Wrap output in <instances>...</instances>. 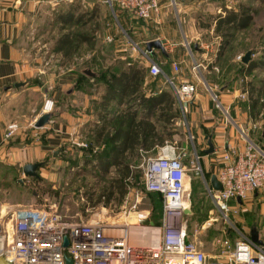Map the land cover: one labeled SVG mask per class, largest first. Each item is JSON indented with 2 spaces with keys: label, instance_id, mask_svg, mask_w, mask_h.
<instances>
[{
  "label": "rangeland",
  "instance_id": "374dc122",
  "mask_svg": "<svg viewBox=\"0 0 264 264\" xmlns=\"http://www.w3.org/2000/svg\"><path fill=\"white\" fill-rule=\"evenodd\" d=\"M170 2L172 7L175 3L173 0ZM70 3L77 5L78 12H85V16L96 7L97 15L95 18L78 25H63L56 18L55 13L67 8ZM255 3L259 6L256 20L250 28L238 31L234 36L232 47L228 48L222 56H218L220 37L211 27L213 14L205 13L197 18L201 25L206 26L201 29L198 36L193 38L191 35L187 36L185 29L182 28L183 23L180 20V15L175 14V9H172V16L175 20L178 17V21L181 23L180 27L176 25L173 30L175 36H172L180 42L176 46L182 48L183 54V60L177 61L179 70L176 74L199 80L204 91H210V99L220 105L216 108L220 111L221 109L224 110L222 111L223 116L228 118L229 124L232 116H236L233 105L238 104L245 111L249 109L253 117H256L260 110L258 107L250 109L251 100L258 96L259 104L264 105V2L256 0ZM27 20L25 47L30 55L40 56L41 64L45 69L55 66L58 73L61 72L62 74L74 70L78 77L75 86H77L78 91L84 92L87 90L95 92L100 85H103V83H96L94 79L82 74L84 68L91 67L102 72L107 68L117 70L129 62L143 65V62L149 60L148 56H153V50H156L157 54H162L159 46L153 45L151 49H148V42L144 40L160 39L163 44V40L166 41L169 38L160 36V32L155 28H150L147 34L140 37L142 34L140 35L139 31L135 32L137 29H134L133 25L139 24L141 26L143 24L140 22L142 18L124 11L116 4H112L111 0H43L29 14ZM66 31L86 32L91 34L92 39L91 41L80 42L77 50L69 58H65L63 53L57 52L53 48L58 36ZM186 38L187 41L182 43ZM249 49L252 50L251 60L263 62V66H258L250 73L247 70V63L243 61V55ZM207 50V58L203 60L200 55L202 52L206 53ZM134 55L136 59L133 60ZM202 61L205 64L201 65L205 70V77L202 76L203 72H200L198 67H194L195 64ZM164 67L168 70L166 65ZM148 68L150 69V62ZM160 75L164 76V73L153 76ZM32 80L41 85L45 84V87L27 96L36 102L37 106L42 105L41 109H43L47 96L53 97L55 100L52 112L55 109L58 111L61 105L64 106V103L71 96L66 92H63L59 98L52 96L54 94L52 91L56 89L55 84L46 77H35ZM167 82L169 83L168 80ZM79 86L82 89H79ZM245 90L249 92L243 97L241 93ZM222 91L229 94L228 97L232 99V106H223L220 99ZM93 100L96 103L95 114L99 110L100 103H98V98ZM56 105H58L57 108ZM29 111L27 109V112ZM36 126L38 125H35L33 121L26 126L20 124L16 134L22 132L23 136L25 135L24 143L27 144L32 141L31 132L37 129ZM39 128L45 127L41 125ZM181 130L182 132L177 133L174 144L179 151L186 152L185 164L190 168L194 152L200 153L206 141L197 140L195 132L189 134L185 123ZM263 130L264 125L257 130L256 136L257 141L264 148ZM96 132L94 127H79L81 136L70 141L66 145L65 151L63 150L57 155L49 152L48 155L37 157L33 163H41L37 169L38 176L26 175L24 163L15 158L13 154H0V214L2 204L13 206L15 209L34 208L48 213H56L67 221L100 223L105 225V230H109L127 226L121 224L124 223L121 221L122 216L130 215L134 211H142L141 214L143 215L147 213L143 210H148L149 218L147 220H143L139 224V217L136 222L129 223L137 224L138 222L139 229L142 231V228L149 229V221H153L155 225L150 229H157L159 236H161V225L165 214L164 201L157 193L146 190L143 179L144 166L141 164L138 168L140 171L136 172L137 177L125 180L127 184L125 195L122 196L120 191L116 189L111 198L107 186L111 184L113 178H118L119 174L115 167H112L108 174H104L102 169L96 166L98 162L96 155L100 151L99 148L103 146L96 143ZM45 135L46 132H43L42 136ZM251 136L254 137L252 130ZM187 183L189 187L185 185L186 190L190 193L189 199L186 201L188 203L187 211L191 208L193 210L200 208L202 214L189 216V212H184L171 215L176 217L180 224L187 225L190 239L205 251L214 249L216 247L215 241L220 236L227 235L233 242L241 239L239 232L242 229L240 208L231 212L230 220L226 222V219L222 217L209 197L204 184L197 180L194 186L191 170L187 172ZM117 185L118 183L115 187ZM17 200L23 201V204H15L14 202ZM212 218H216L218 221L214 222ZM1 220L2 226L6 224L5 221H8V217L1 218ZM11 225L12 223H9L8 227ZM229 230H231L230 234ZM105 234L107 237H115L109 233ZM147 235L150 237L149 234Z\"/></svg>",
  "mask_w": 264,
  "mask_h": 264
},
{
  "label": "crops",
  "instance_id": "0c3cea01",
  "mask_svg": "<svg viewBox=\"0 0 264 264\" xmlns=\"http://www.w3.org/2000/svg\"><path fill=\"white\" fill-rule=\"evenodd\" d=\"M41 1L43 0H0V154H13L15 158L24 163V166L28 163L35 162L37 157L48 155L49 152H53V155H55L60 149V153L63 150L65 151L66 145L70 141L81 136L79 134V127L86 126L97 129V127H100L102 124L98 114L99 110L95 113L96 116L94 114L96 103L93 99L98 98V103H100L105 85H100L95 92L90 90L85 92L78 91L77 86H75L78 77L74 70L66 71L62 74L61 72L58 73L55 66L45 69L41 64V57L36 55L31 56L30 52L25 47L27 19L29 14L38 7ZM238 2L239 0H175V4H173L172 8L170 0H160L159 9L155 11L150 18H142L140 22L143 24L141 26H139V24H132L134 29H137L135 32L139 31L138 33H140V35L142 34L140 37H142L143 34H147L150 28L158 30L160 36L172 37L171 39H166V41L163 40V47L157 46L161 50L163 56H161L162 54H157L156 50H153V56H150L151 59L162 64L163 70L165 69L164 66H167L168 70L165 69L163 72L165 77L160 75L155 80L157 76H153L148 68L150 58L147 62H143V65L148 69L143 82V90L146 92V96H150L166 89L171 91L176 98V102L171 111H176L179 115L177 117H171L169 124H167L164 119H161V122L167 124L168 129L171 128V132H174L173 136L166 135L165 143H175V137L178 132H182L181 127L184 123L187 125L189 134L195 132L197 140L200 141L203 139V141H206L205 146L201 149L205 150L209 147V139L213 141L215 152L202 155L201 160L205 180L209 184H211L212 175L217 174L220 167L223 165L221 154L216 151L227 143L239 147L240 149L244 148L246 141L241 136V127L246 128L249 137L261 145V143L257 141L256 132L264 125V107L260 109L256 117H253L249 109L245 111L241 109L238 104L233 105L236 116H232V120L229 124L228 118L223 116L222 111L224 110L221 109L220 111V109L216 108L220 105L214 103L210 99V91H204V88L200 86L201 82L199 80L194 77L176 74L178 71L174 69L173 61L181 62L183 60V54L182 48L176 46L180 42L176 41L173 37L175 36L173 35V30L176 28V25L180 27L181 23L178 21V17H176L175 20L172 16V9H175V14L180 15V20L183 23L182 28L185 29L187 36L189 37L191 35L194 38L198 36L201 33V29L206 26L200 24L197 20L198 17H201L205 13L216 14L223 11L225 6L235 7ZM211 27L214 30V22L211 23ZM148 40L149 39H145L144 41L149 42ZM186 41L187 38L182 43ZM207 53L208 50L206 53L202 52L200 58L205 60L207 58ZM133 57V60L136 59L135 55ZM201 65H205L203 61L199 63L200 68L198 67V69L200 72H203L202 76L205 77V70H203ZM172 73L173 75H171ZM169 76H174L177 82L191 80L197 84V91L190 99L186 112L176 96L172 85L167 82ZM35 77H46V79L48 78L50 81L54 82L56 89L52 91V93H54L52 96L59 98L63 92L71 94V96L69 100L64 103V106L61 105L58 111L55 109L54 112L50 113L47 122L42 125V127L45 128L36 126L37 129L32 130V141L25 144V135L23 136L21 130V133H15L13 138L6 140V129L11 121L17 120L19 124L24 126L33 121L36 125L38 119L43 114L41 109L42 105L37 106L36 102L27 97L28 94L31 95L37 92L38 89L40 90V88L45 87V84L41 85L34 82L32 79ZM209 83L212 84L211 82ZM228 96L229 94L225 91L220 93L223 106H232V99ZM127 106L128 104L125 101L122 103H118L116 100L112 101V108L116 110V114ZM57 107L58 105H56V108ZM27 109L32 111V113H30V111L27 112ZM98 109H100V107ZM145 110H147V108ZM159 111L160 107H158L156 112ZM145 112L146 111L141 112L139 118L144 115ZM150 116V120L157 119L154 115ZM145 119L147 120V117ZM255 121L258 122L259 128H252ZM111 126L112 125H109V127ZM251 130L254 137L251 136ZM43 132H46L45 136H42ZM262 142L264 143V130ZM162 146L150 150L140 148L139 152L147 158L152 157L159 152ZM208 173L211 174V177L207 176ZM197 180L201 181L206 189L204 178L193 175V184H195ZM186 186L189 187V184L187 183ZM239 202L238 204L236 200H231L230 205L232 208H240L242 216V229H240V231L238 229L240 236L242 238L251 237L252 229L256 228L260 238L264 239V187L249 193L246 198ZM14 203L23 204V201L17 200ZM186 204L188 206L187 202ZM1 206L4 212L6 208L10 211L15 210L13 206H6L5 204ZM216 209L218 208L216 207ZM187 210L188 208L185 212H189V216L202 214L200 208L194 210L191 208L189 211ZM143 211H147V213L144 214L147 215V218L144 220H147L149 218L148 210ZM141 212L142 211H134L132 213ZM220 214L222 215L221 212ZM6 217L9 218V214ZM212 220H214V222L218 221L216 218H212ZM229 220H226V222ZM142 221L139 218V224H141ZM149 223L150 226L148 227L152 228L153 225H151V221H149ZM124 224H126V222H124L123 225ZM230 233L231 230H229V234ZM158 237V242L153 244V246L160 243L161 236L158 234ZM188 239L191 240L189 236ZM227 240L234 243L229 236H220L215 241L216 247L211 250H206L207 254L210 256H218L223 248L222 242Z\"/></svg>",
  "mask_w": 264,
  "mask_h": 264
},
{
  "label": "built area",
  "instance_id": "2783aa9c",
  "mask_svg": "<svg viewBox=\"0 0 264 264\" xmlns=\"http://www.w3.org/2000/svg\"><path fill=\"white\" fill-rule=\"evenodd\" d=\"M123 10L138 18H150L159 9L160 0H111ZM175 2V0H173ZM149 51V50H148ZM150 58V56H148ZM173 67L179 70L177 61ZM199 67V63L195 64ZM150 72H164L161 63L150 58ZM169 84L186 111L190 99L197 91L191 80L177 82L168 77ZM248 90L241 93L245 97ZM217 97V95H216ZM53 97L47 96L43 113L52 112ZM17 120L11 121L5 139H11L19 129ZM254 122L252 128H259ZM246 143L243 149L224 144L218 149L223 165L216 174L222 184L220 190L207 183L201 164L202 156L194 152L190 168L185 164L186 152L179 151L172 142H166L159 152L143 162L144 184L147 191L163 195L165 214L161 225V241L157 246H134L124 237H107L105 225L84 221L63 220L56 213L34 208L1 209V218L9 214L8 221L0 223V255L12 264H264V239L257 243L244 237L234 243L223 241L218 256H210L193 240L188 239L186 224H180L171 214H182L187 209L189 191L185 180L188 170L196 177H203L206 191L226 220L237 210L231 200L246 198L249 193L264 187V148L251 139L246 128H240ZM147 218L141 215L140 220ZM12 223L11 227H8ZM69 244L65 245V239ZM68 258L72 261L68 263Z\"/></svg>",
  "mask_w": 264,
  "mask_h": 264
},
{
  "label": "trees",
  "instance_id": "16d2710c",
  "mask_svg": "<svg viewBox=\"0 0 264 264\" xmlns=\"http://www.w3.org/2000/svg\"><path fill=\"white\" fill-rule=\"evenodd\" d=\"M255 1L241 0L235 7L225 6L223 11L213 14L214 30L220 37L218 56H222L228 48L232 47L234 36L238 31L252 26L259 13V6ZM258 1L264 2V0ZM96 15V7L85 16V12H78V6L74 3H70L67 8L55 13L56 18L63 25H78L95 18ZM91 39V34L86 32L66 31L58 36L53 49L63 53L65 58H69L77 50L80 42L91 41ZM262 63L250 60L247 63L248 72H252L260 65L263 66ZM147 72L146 66L134 62L119 67L117 70L107 68L100 72L91 67L82 70V74L94 79L96 83L105 85L98 111L102 124L96 129L95 140L97 144L103 146L99 148L100 151L96 155L98 161L96 166L101 168L104 174H108L111 168L115 167L119 174V177L113 178L111 184L107 186L111 198L116 189L120 191L122 196L125 195L127 192L125 180L137 177L136 172L140 171L138 168L147 158L139 152V149H155L165 144L167 134L169 136L174 134L171 132V128L168 129L167 124L171 121V117L179 115L176 111H171L176 98L171 91L166 89L146 96V92L143 90V82ZM157 78L158 76L155 80ZM80 88L82 89L79 86ZM115 100L118 103L125 101L128 106L116 114V110L112 108V101ZM259 103L258 96L253 98L250 109L258 107L260 110L264 107ZM158 107H160V111L156 112ZM146 108L147 110H145ZM144 111H146L145 114L139 118L140 113ZM150 115L156 116L157 119L150 120ZM161 119H164L167 124H163ZM109 125L112 126L109 127ZM200 155H206L205 151H200ZM207 176L211 177V174L208 173ZM116 183L118 185L115 187ZM154 193L160 195L164 201L161 193Z\"/></svg>",
  "mask_w": 264,
  "mask_h": 264
},
{
  "label": "water",
  "instance_id": "95a60500",
  "mask_svg": "<svg viewBox=\"0 0 264 264\" xmlns=\"http://www.w3.org/2000/svg\"><path fill=\"white\" fill-rule=\"evenodd\" d=\"M159 46V47H163V44L161 42L160 39H154L148 42V49H151L152 46ZM251 55H252V50L249 49L245 52V54L243 55V61L248 63L251 60ZM89 72H91V70H88ZM50 116V112L49 113H43L40 118L38 119L36 125L41 126L43 124H45L47 122V119ZM209 147L207 149H205V153L206 154H212L215 152V145L213 143V141L211 139H209L208 142ZM61 151V149L59 151H57L55 153V155L59 154V152ZM41 166V163H28L24 166V173L26 175H30V176H38L37 173V169L38 167ZM211 184L212 186L217 189L220 190L222 188V184L221 182L218 180V177L216 174H213L211 177ZM239 201H241V199H239ZM151 225H155V223L153 221H151ZM251 239L257 243L262 244L263 240L260 238L259 236V232L257 231L256 228H253L251 231ZM69 241L66 238L65 239V245H68ZM71 259L68 258V263H71ZM0 264H12L10 261H8L5 257V255H0Z\"/></svg>",
  "mask_w": 264,
  "mask_h": 264
},
{
  "label": "bare ground",
  "instance_id": "6f19581e",
  "mask_svg": "<svg viewBox=\"0 0 264 264\" xmlns=\"http://www.w3.org/2000/svg\"><path fill=\"white\" fill-rule=\"evenodd\" d=\"M185 185H186V180H185ZM186 207H188L187 204H186ZM141 215H142L141 213H132V214L127 215V216H122L121 221L126 222L127 226H124V228H122L123 227L122 226L120 228H112L109 230H105V233H109V234H112V235H115L118 237H124L127 239V241L131 245H134V246H153V244H156L158 242L157 239H159V237H158L159 232L157 229H150V228L149 229L148 228L143 229L141 227L142 228V231H141L139 229L140 227L138 226V224H130L129 223V222H133V221L136 222L137 218ZM121 224H123V223H121ZM147 231H149V233H147ZM147 234H149L150 237H148ZM1 249L2 248H0V250Z\"/></svg>",
  "mask_w": 264,
  "mask_h": 264
}]
</instances>
